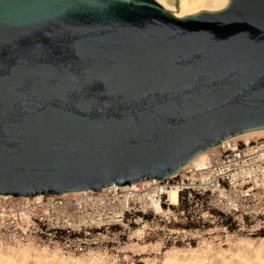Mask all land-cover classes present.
I'll return each instance as SVG.
<instances>
[{"label":"water","instance_id":"95a60500","mask_svg":"<svg viewBox=\"0 0 264 264\" xmlns=\"http://www.w3.org/2000/svg\"><path fill=\"white\" fill-rule=\"evenodd\" d=\"M264 128V0H0V193L166 179Z\"/></svg>","mask_w":264,"mask_h":264},{"label":"built area","instance_id":"2783aa9c","mask_svg":"<svg viewBox=\"0 0 264 264\" xmlns=\"http://www.w3.org/2000/svg\"><path fill=\"white\" fill-rule=\"evenodd\" d=\"M210 151L205 160L166 179L76 195L0 193V239L26 242L32 236L63 249L115 251L126 248L144 226L143 236L162 226L174 242L198 236L207 225L264 234V137L250 143L224 140ZM173 189L176 204L169 196Z\"/></svg>","mask_w":264,"mask_h":264},{"label":"bare ground","instance_id":"6f19581e","mask_svg":"<svg viewBox=\"0 0 264 264\" xmlns=\"http://www.w3.org/2000/svg\"><path fill=\"white\" fill-rule=\"evenodd\" d=\"M156 1L177 18L195 15L198 11L204 8L214 11L221 10L227 7L230 3V0ZM261 137H264V128L250 130L235 136H231L226 139L225 142L243 141L244 143H250L254 139ZM210 150L211 148L200 152L183 168L192 165L193 163L205 160L209 156V153L211 152ZM79 192L81 191L69 192L67 194L76 195ZM169 196L173 204H176L178 190H171ZM144 228L136 231L134 234L138 242L145 237L143 236V230L146 228ZM32 238L34 237L29 236V240L26 242L21 240V238H15V236L12 238V240L1 238L0 264H118L119 262L115 260L119 259L122 253L127 251L128 247L134 251H138L145 247H140L137 242L131 244L133 240L132 239L126 248L120 247L115 251L107 250L104 246H91L90 248H81L80 250L76 248L63 249L60 245H41V243L36 241V238H34V240H32ZM155 247H157V245H155ZM147 264L159 263L148 262ZM163 264H264V237L240 239L236 241L232 240L229 242L228 247H224V244L221 243L212 244L209 242H204L203 245L196 248L173 247L167 250L166 260Z\"/></svg>","mask_w":264,"mask_h":264},{"label":"rangeland","instance_id":"374dc122","mask_svg":"<svg viewBox=\"0 0 264 264\" xmlns=\"http://www.w3.org/2000/svg\"><path fill=\"white\" fill-rule=\"evenodd\" d=\"M243 142V141H241ZM170 231L162 226L156 227L152 235H146L141 241H137V238L133 239L131 244L137 242L139 246H145L138 251H134L128 248V251L122 253L119 259L115 260L119 262L118 264H147L148 262H158L163 264L166 260L167 250L178 247V248H196L204 244V242H209L212 244H224V247H228L230 241H236L240 239L248 238H261L264 234L258 235H248L243 232H226L221 228H216L213 226H205L201 229L198 236L192 237L186 241L174 242L170 240ZM157 245V247H155ZM159 245V246H158ZM81 256V255H76ZM86 256V255H82ZM113 260V259H112Z\"/></svg>","mask_w":264,"mask_h":264}]
</instances>
